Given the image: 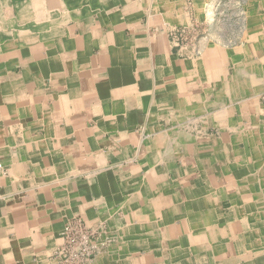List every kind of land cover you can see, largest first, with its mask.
Listing matches in <instances>:
<instances>
[{"label":"crops","instance_id":"obj_1","mask_svg":"<svg viewBox=\"0 0 264 264\" xmlns=\"http://www.w3.org/2000/svg\"><path fill=\"white\" fill-rule=\"evenodd\" d=\"M0 264H264V0H0Z\"/></svg>","mask_w":264,"mask_h":264},{"label":"built area","instance_id":"obj_2","mask_svg":"<svg viewBox=\"0 0 264 264\" xmlns=\"http://www.w3.org/2000/svg\"><path fill=\"white\" fill-rule=\"evenodd\" d=\"M4 165L0 160V174ZM63 243L54 251V264H92L97 251L94 230L80 219H75L64 229Z\"/></svg>","mask_w":264,"mask_h":264}]
</instances>
